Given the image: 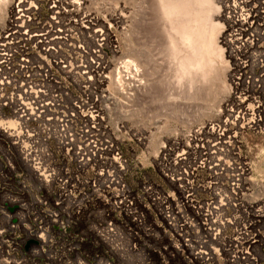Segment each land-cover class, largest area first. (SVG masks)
<instances>
[{"label":"bare ground","instance_id":"1","mask_svg":"<svg viewBox=\"0 0 264 264\" xmlns=\"http://www.w3.org/2000/svg\"><path fill=\"white\" fill-rule=\"evenodd\" d=\"M13 1L14 4L11 6L7 22L3 28H0V153L3 156V163L8 165L10 169H14V165H16L18 174L22 172L27 174L24 176L25 180L28 178L34 181L36 185H40L41 190L46 195L54 194L55 196L52 198L56 200V205H61L65 212L70 213L71 209L74 208L76 214L81 216V212L90 205L95 207L98 203L103 206V214L107 220L103 221L105 225L100 226L99 235L109 246L114 243H112V238H118L122 235H120L118 227L131 231L133 235L136 233L130 228V225H141L145 232L149 231L145 229L148 218L145 219L143 213L135 210L134 205L137 206L135 204L137 199L132 195L131 188L122 176L127 162L118 148L120 146L109 140L99 138L102 130H100V122L103 119L100 116V111H98L99 107L95 106L96 104H90L91 106L88 105L89 110L85 113L83 100L73 96L71 92L67 95V92L64 91H69V89L53 70V67L56 66L63 73H70V70L67 71L70 66L65 62L66 59L65 61L47 60V56L57 51L51 46L53 40L51 38L53 35L51 25L55 17L51 19L50 24H46L49 30L44 29L43 32L37 34L31 27L35 24L33 13L37 9L35 5L43 0ZM220 2V0H155L158 8L155 19L159 18L158 20L168 25L165 36H168V44L174 56L171 57L172 59L175 58L176 62L172 79L177 83L179 98L170 113L165 115L163 124L157 125L154 132L149 131V150L157 155L164 143L162 140H164L165 135H176L179 131H185L203 119L215 117L218 114V105L230 95L229 103L226 104L227 106L224 105L228 115L225 114L223 120L209 121L196 127L191 135L186 137L188 143L186 144L184 141L185 145L183 144V146L180 145V142L174 143L175 149L178 147V150L180 146L182 148L188 147L187 151L180 148L181 151L177 153L173 163L177 165L178 162L185 161L186 155L189 154L191 159L189 163L191 162V164L182 170L183 173L181 171L178 173L179 176L186 175L188 177L187 182L178 187L182 190L184 205L191 208L199 218L198 220L201 221L197 225L198 228L192 224L191 220L188 221V218L182 219L183 223L177 219L181 212L177 213L169 207L170 204L168 205L167 201L171 202L170 198L164 195L165 198L156 200L157 204L162 202L167 205L162 204L164 208L159 210L161 212L160 223L155 224L161 230L158 239L167 238L171 245L161 247L159 250L156 249L154 253L160 258L163 253L168 252L172 260H180L184 264H212L216 260L220 250L212 251L211 246L204 247L206 243L203 238L213 236L218 239L223 236L222 232L225 231V228L230 226L229 220L225 219V223L222 222L223 216L227 217L229 208L235 210L239 206V198L244 195L242 192L244 176L251 168L245 163L246 161H243L244 156L239 145V135L250 130L264 133V114L260 111L262 99L257 97V88L260 87L261 91L264 90L261 86L264 81V60L263 54L260 55L259 53L261 50L258 52V37L260 35L254 27L257 15H254L252 10H249L248 13L239 12L238 6L235 5H227L228 7H226V14H224L231 25L228 24L230 29L226 31L223 37V44L226 47L228 59H230L231 81L229 85L228 70L230 67L225 59L224 49L220 45V35L223 29ZM92 3H95V0ZM10 4L11 0H0V25H3L6 20ZM141 22L140 20L137 23L141 25ZM259 25L261 26V24ZM55 33L57 34V32ZM31 43L40 46L41 54H44L37 55L41 61L40 66L34 63L33 56H31ZM94 53L97 54L98 51H94ZM149 57V53L145 54L147 61L150 60ZM149 67L152 68L151 65ZM149 67L147 66V69H150ZM133 69L135 73L132 78H136L139 68ZM256 69H259V72L256 73ZM77 70L80 71L81 69L77 68ZM82 73L86 72L82 71ZM74 74L76 77H80L79 72ZM124 80V77L117 76L116 88L120 93H125L122 87ZM136 83L135 99L138 100L145 96L148 87L146 81L141 78L137 79ZM249 88H252L253 93L248 91ZM111 96L117 98L114 95ZM72 97L74 98L72 99ZM70 98L73 102L72 107L68 108L67 104L71 101ZM116 105L109 112L110 118L114 121L119 118H134L138 122H146L142 112H139L137 108L133 110L130 109L131 106L126 104L118 103ZM133 108L135 107L133 106ZM79 123L81 127L78 126ZM235 128L236 131H234ZM172 151L174 153V150ZM58 159L59 165L53 163V161L57 162ZM71 163H76L78 168L85 173L92 169L97 178L87 181L78 176L81 181L76 179L74 184H71L69 181ZM104 164H109L111 171L101 169L100 167ZM204 169L215 176L216 181H218L217 184L211 183L213 186L217 185L216 190L212 191L217 201L200 202L197 200V190L202 187L198 188L194 181H196L200 170L203 171ZM258 172L264 173V161L260 164ZM164 174L170 182L177 183L181 180L179 177L176 178L174 173L171 174L170 172L169 174L167 172ZM183 178L185 179V177ZM253 181L255 180L253 179ZM84 185L92 188L93 191L90 192L85 189ZM144 185L147 186V183ZM105 190H108V196L103 195ZM83 191H88V195ZM256 194L258 196L264 194V180L262 179L256 185ZM80 196L86 198L83 204L82 200L79 199ZM164 199L167 201L165 202ZM173 203L176 202L173 201ZM144 207L145 213H148L149 209ZM258 213L262 212L258 211ZM122 214H124L123 217ZM193 215L192 213V218ZM51 217L56 218L57 215L54 213ZM250 218L252 217L250 216ZM62 226L64 227V225ZM40 227V230L33 231L36 239L38 238L44 243L46 230L42 226ZM196 229L204 231L208 236H205L204 232H200L198 235V231L195 232ZM239 231L241 232L237 230V236L240 234L249 236L247 228ZM63 232L67 237L69 236L66 230ZM30 233L33 232L30 231ZM238 240L234 239L228 245V249L231 250L230 262L232 264L239 262L259 264L250 253L251 246L255 243L254 238L245 242L248 244L247 248L239 247L240 240ZM256 241L258 242V240ZM114 246L115 248L112 245L110 247L113 252H116V256L119 253L121 255L127 254L126 251L120 250L118 245ZM134 249L138 250L137 248ZM255 250L258 251V249ZM81 264L85 263L82 262ZM107 264L114 263L109 262Z\"/></svg>","mask_w":264,"mask_h":264},{"label":"rangeland","instance_id":"2","mask_svg":"<svg viewBox=\"0 0 264 264\" xmlns=\"http://www.w3.org/2000/svg\"><path fill=\"white\" fill-rule=\"evenodd\" d=\"M92 1L93 0H43L42 2H38V5H35L37 9L33 13L35 24L31 27L35 33L40 34L44 29L49 30L46 24H50V22H52L51 19L57 17L56 20L54 18L53 24L51 25L53 27L51 29L53 34L51 36L53 39L51 46L57 51L47 56V60L53 61L59 59L65 61L66 59L65 62L70 66L67 71L70 70V73L65 74L56 66L53 67V70L60 76L69 89V91L64 92H67V95L71 92L73 96L80 97L83 100L85 113L90 108H88V105L91 106L92 104H96L95 106L99 107H97L98 111H100V116L103 118L101 120L102 123L100 122V130H102L99 138L102 140H109L115 145L117 144V146H120L118 148L127 162L122 176L131 188L132 195L137 199L135 202L137 206L134 205V208L136 207L135 210L137 209V212L143 213L145 219L148 218L146 220L145 225L147 226H145V229L149 231L145 232V230H143L144 227L141 225H130V228L136 233L133 235L131 231L118 227L120 235L122 234L123 236L112 238V243H114L111 245L114 248V245H118L119 248H121L120 250L126 251L127 254L123 253V255H121V253H119V255L116 256V252H113L110 247L111 245L109 246V244L104 241L103 237L99 235L100 228L105 225L103 221L107 220V217L103 214V206H100L98 203L95 207L90 205L85 211L81 212L82 214L80 213L81 216L76 214L74 208L71 209L70 213L65 212L61 205H56V200L52 198L55 196L54 194L46 195L45 192L41 190L40 185H36L34 181L28 178L25 180L24 176H27V174L24 172L18 174L16 165H14V169H10L8 165L3 163V156L0 153V230L2 231L0 234V264H81L82 262L85 264H107L109 262H113L114 264H184L180 260H172L168 252L163 253L161 256L162 258L165 257V259L161 257L158 258L154 253L156 249L159 250L161 247H168V245H171L167 238L158 239V236L161 235V230L156 227L155 224L158 225V223H160V211L163 210L164 207H162V204L164 203L161 202L157 204L156 200L158 198H170L172 203L166 199H164V201H167L168 205L170 204L169 207L175 210V212H181L180 216L178 215L177 217L181 223H183L182 219L185 218H188V221L191 220L192 224L196 227L201 222L198 220L199 218L193 210L186 207L182 202V190H180L179 187L180 184L185 185L188 177H186V175L179 176L178 173H180V171L183 173L182 170L186 169V167L191 164V162L189 163L191 159L189 154H187L186 159L188 161L185 159V161L183 160L184 162L181 161L175 165L173 162L182 147L180 146L179 150L178 147L175 149L174 143L177 144L180 142V145L183 146V144L185 145V143H188L186 137L191 135L196 127L209 121L223 120V118L228 115L226 113V104L229 103L228 99L230 95L224 102L218 105V114L215 117L203 119L194 126L192 125L191 128L185 131H179L176 135H165L164 140H162L164 143L161 149L157 155H154L148 148L150 139L149 131L151 130L154 132L157 125L163 124L165 115L170 113L173 106L177 104L176 100L179 98V92H177L179 89H177L178 86H176L177 83L172 79L175 72L173 68L176 66V62L175 58L172 59L171 57L173 55L168 44V36H165L167 35L166 29H168V25L158 20L159 18L155 19L156 12L158 11L155 0H95V3H92ZM220 1L221 23L223 24L222 33L220 35V45L224 49L228 66L230 59H228L227 50L223 44V37L226 31L230 29L229 25H231L225 17L227 5L238 6L239 12L243 11L248 13L249 10H252L254 11L253 14L257 15L254 27L255 31L260 35L258 37V52L261 50L259 53L260 55L263 54L264 60V0ZM13 2L14 1L11 0L6 20L3 25H0V28H3L7 22L11 6L14 4ZM141 13H143L141 16L142 18L140 17ZM140 20L142 21L141 25L137 23ZM259 24H261V26L263 25L262 28ZM55 32H57V34ZM100 39L103 40L99 41ZM32 43L30 45L31 56H33L34 63L40 66L41 61L37 55L44 54H41L40 46H36ZM94 51H98V53L95 54ZM147 53L150 54L149 61L145 58V54ZM35 58L38 60H35ZM150 65L152 68L149 67ZM147 66L150 69H147ZM136 67L139 68L137 73L138 77L132 78L135 73L133 68ZM77 68L81 70L78 71ZM230 69L231 67L228 70L229 85L231 81ZM82 71L86 73L83 74ZM76 72H79L80 77H76L74 74ZM255 72H259V69H256ZM119 75L125 79L122 86L125 93H120L116 88V80ZM139 78L146 81L148 91L145 93L144 97H140L137 100L135 99L137 93L136 82ZM261 86L264 89V81ZM249 89L248 91L253 93L251 90L252 88ZM258 89L260 90V87L257 88V97H260V100L262 99L260 111L264 114V90L259 91ZM111 95L117 98L115 99ZM73 98L74 97H72V99ZM72 99L71 101L68 100V108L72 107ZM118 103L131 106L132 108L130 109L133 110L137 108L139 112H142L146 122H138L134 118H119L116 121L111 119L109 112L115 108ZM133 106L135 108H133ZM221 110L225 111L222 112ZM78 126L81 127V124L79 123ZM180 128L182 129V127ZM229 129L232 130L233 128ZM234 131H236V128ZM238 140L240 141L239 145L241 146L242 155L244 156L243 161H246L245 163L251 168L244 176V188L242 189L244 195L239 198V206L236 207L235 210L229 208V213H227L229 215L226 214L227 217L223 216L224 220H222V222L225 223V219L229 220L236 228L233 224H229L230 226L227 225L229 227L225 228V231L222 232V237L220 236L216 239L209 235L210 238H203L207 245H204V247L211 246V248H213L212 251L217 249L220 250L219 255H217V258H215L216 260L212 264H232L229 258L231 250L228 249L230 242L234 239H239V247L247 248L248 244H245V242H248L250 238H254L255 242L250 249L252 257L255 258L259 264H264V194H262L263 196L260 195L261 197L256 194V185L261 179L264 180V173L258 172L260 170V164L264 161V133H257L252 130L244 131L239 135ZM169 148L171 149L169 150ZM182 149L187 151L188 147L185 146V148ZM172 150H174V153ZM53 163L59 165V159L57 162L53 161ZM70 167L69 181L71 184H74L76 179L80 182L81 180L79 177L87 181L97 178L95 171L93 172L92 169L85 173L82 169L78 168L76 163H71ZM100 168L109 171L111 166L109 164H104ZM167 172L169 174L170 172L171 174L174 173L176 178L179 177L181 179L179 180L180 182L173 183L170 182V180L168 181L166 174H164ZM183 177H185V179ZM196 178L194 184L196 183L195 185L198 188L202 187L197 190L198 199H196L200 202L217 201L212 192L216 190L217 185L213 186L211 184L212 182L218 183L215 176H212L209 171L204 169L203 171L200 170ZM253 179L255 181H253ZM146 183L147 186L144 185ZM99 184L102 185V183ZM84 188L90 192L93 191V189L88 188L87 185H84ZM83 192L87 195L89 193L88 191ZM103 195L108 196V190H105ZM79 199L82 200V204L86 201L84 196H80ZM172 200L176 203H173ZM164 205L167 206L166 204ZM144 206L149 209L148 213L151 214L145 213ZM178 207L184 208H180V210ZM258 211L262 213H258ZM54 213L57 217L50 218ZM189 213L191 215L192 213L194 214L193 218ZM236 214L237 216H234ZM258 214L261 215L259 216ZM123 216L124 214H122V217ZM250 216L252 218H250ZM40 226L46 230L44 243H42V240L36 239L34 235V231L41 229ZM242 227L248 229L247 234L249 236L245 234L237 236L238 232H241L239 230L243 229ZM64 230L69 234L68 237L63 232ZM30 231L33 233H30ZM191 231L193 232L194 230ZM196 231H198V235H200V232H204L200 229H196L195 232ZM204 235L208 236L206 233ZM256 240H258V242ZM255 249H258V251ZM241 263L251 264L250 262H239L238 264Z\"/></svg>","mask_w":264,"mask_h":264}]
</instances>
